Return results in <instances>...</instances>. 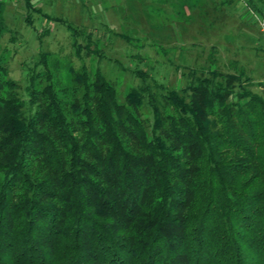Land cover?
<instances>
[{"label": "trees", "instance_id": "trees-1", "mask_svg": "<svg viewBox=\"0 0 264 264\" xmlns=\"http://www.w3.org/2000/svg\"><path fill=\"white\" fill-rule=\"evenodd\" d=\"M178 74L170 89L134 71L121 103L83 72L70 103L40 54L24 94L7 83L0 264H264V80Z\"/></svg>", "mask_w": 264, "mask_h": 264}, {"label": "rangeland", "instance_id": "rangeland-1", "mask_svg": "<svg viewBox=\"0 0 264 264\" xmlns=\"http://www.w3.org/2000/svg\"><path fill=\"white\" fill-rule=\"evenodd\" d=\"M30 1L36 9L30 16L33 26L25 19V0H0V17L6 22L0 24L2 95L9 81L24 94L27 69L40 54L46 56L55 90L66 91L70 103L84 92L75 77L86 72L93 82L98 70L116 88L121 103L141 83L134 71H145L170 89L183 87L178 72L190 70L264 80L259 22L264 15L248 0ZM253 2L264 9V0ZM69 26L79 30L77 36ZM138 114L146 117L148 111Z\"/></svg>", "mask_w": 264, "mask_h": 264}, {"label": "built area", "instance_id": "built-area-1", "mask_svg": "<svg viewBox=\"0 0 264 264\" xmlns=\"http://www.w3.org/2000/svg\"><path fill=\"white\" fill-rule=\"evenodd\" d=\"M259 22H260L262 29L264 30V20H260Z\"/></svg>", "mask_w": 264, "mask_h": 264}, {"label": "crops", "instance_id": "crops-1", "mask_svg": "<svg viewBox=\"0 0 264 264\" xmlns=\"http://www.w3.org/2000/svg\"><path fill=\"white\" fill-rule=\"evenodd\" d=\"M264 10V9H263ZM264 13V12H263Z\"/></svg>", "mask_w": 264, "mask_h": 264}]
</instances>
